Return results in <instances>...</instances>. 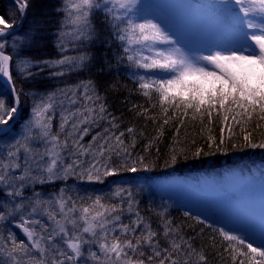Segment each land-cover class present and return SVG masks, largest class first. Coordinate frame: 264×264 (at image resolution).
<instances>
[{"label":"snow or ice","instance_id":"1","mask_svg":"<svg viewBox=\"0 0 264 264\" xmlns=\"http://www.w3.org/2000/svg\"><path fill=\"white\" fill-rule=\"evenodd\" d=\"M13 5L0 15V264H264V211H184L202 225L190 236L166 201L143 214L145 187L126 178L157 167L166 126L165 166L190 148L264 149V0H217L195 34L149 0H54L39 22L32 0ZM120 73L156 135L121 130L101 79ZM41 76L53 85L26 109L17 79Z\"/></svg>","mask_w":264,"mask_h":264},{"label":"trees","instance_id":"2","mask_svg":"<svg viewBox=\"0 0 264 264\" xmlns=\"http://www.w3.org/2000/svg\"><path fill=\"white\" fill-rule=\"evenodd\" d=\"M10 0H0V15L4 14L10 9ZM13 3V0L10 1ZM34 7L32 8L33 18L38 22L42 12H50L51 5L54 0H32ZM7 19V16L5 17ZM54 32L55 29H52ZM53 52L54 48L51 49ZM97 56H101L104 49L100 47H94L92 49ZM48 49H42V52H47ZM71 54V53H70ZM35 55L40 56L41 52L35 53ZM95 72V69H93ZM13 76L16 77L15 68H13ZM81 79H87V75L80 77ZM105 86L110 83H115L117 86V91L108 93V102L110 104V111H113L115 115L122 116L121 130L124 126L135 125L137 130H143L144 134L148 137L156 135L158 127L151 121H145L142 117H137L135 112L129 111L133 104H143L144 99L133 91V85L128 78L126 73H120L118 75H103L101 77ZM1 80V79H0ZM73 82V81H69ZM18 87L23 88L25 94H27V101L24 104L26 109L30 110L33 97L31 93L33 92H44L46 89L50 90L53 85L52 81L46 80L43 76L36 78L35 80H24L17 79ZM127 85V88L124 87ZM63 86V85H59ZM23 99V98H22ZM146 125V126H145ZM19 130V128L17 129ZM198 129H189L188 139H191ZM218 131V130H217ZM94 134V133H92ZM173 131L169 127H165V135L162 138L163 142L160 144L161 148V159L157 162V167L148 170L146 172H139L136 174H127L126 178L134 184L138 183H152L159 180L165 179H183L188 180L191 178L198 179L203 176H222L224 174L239 171L245 176L252 178H261L264 176V149L260 148H246L241 151H230L227 153H216L214 155H201L199 157H193L192 151L194 149L190 148L187 153L188 159H179L176 164L164 165V159H166L167 146L171 143V137L173 136ZM215 134V132H214ZM90 139L85 137V142ZM178 139L183 141L185 139V133L181 131ZM203 140L197 138V144H202ZM183 146L178 145L177 147ZM207 150V149H206ZM153 159H155V153L153 152ZM111 180L112 178H108ZM108 184V181H105ZM103 186H97V189ZM162 201H166L171 204V215L176 218V223H181L184 226V230L187 235L197 236L202 225H194V227L189 228V224H193V221L188 220L183 217L184 211H191L194 215L204 214L210 216L213 219H219L218 214L211 208L201 206L199 204H193L188 202H183L181 200H176L170 195H159V194H148L143 193L141 198L140 208L143 214L149 215L145 210L148 208L149 204L153 207L158 206ZM211 235L207 230L205 231L203 237L197 238V243L201 240L207 244L208 236ZM216 264V261H213Z\"/></svg>","mask_w":264,"mask_h":264},{"label":"rangeland","instance_id":"3","mask_svg":"<svg viewBox=\"0 0 264 264\" xmlns=\"http://www.w3.org/2000/svg\"><path fill=\"white\" fill-rule=\"evenodd\" d=\"M10 1L11 9L14 5ZM216 2L217 0H149L157 11L175 19L182 30L191 34L199 32L209 23L207 6ZM140 184L144 185V192L148 194L170 195L176 200L211 208L219 218L225 207L232 205L238 206L242 211H251L257 217L264 211V176L252 178L235 171L222 176H203L188 180L165 179L137 185Z\"/></svg>","mask_w":264,"mask_h":264}]
</instances>
